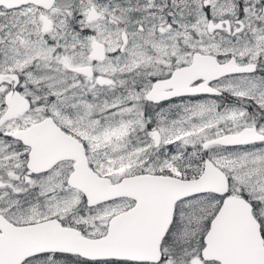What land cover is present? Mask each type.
<instances>
[{
    "label": "snow or ice",
    "instance_id": "snow-or-ice-1",
    "mask_svg": "<svg viewBox=\"0 0 264 264\" xmlns=\"http://www.w3.org/2000/svg\"><path fill=\"white\" fill-rule=\"evenodd\" d=\"M0 264H264V0H0Z\"/></svg>",
    "mask_w": 264,
    "mask_h": 264
}]
</instances>
